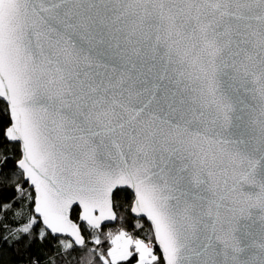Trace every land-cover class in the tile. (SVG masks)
Masks as SVG:
<instances>
[{"label":"snow or ice","instance_id":"6c2138e0","mask_svg":"<svg viewBox=\"0 0 264 264\" xmlns=\"http://www.w3.org/2000/svg\"><path fill=\"white\" fill-rule=\"evenodd\" d=\"M264 264V0H0V264Z\"/></svg>","mask_w":264,"mask_h":264},{"label":"trees","instance_id":"16d2710c","mask_svg":"<svg viewBox=\"0 0 264 264\" xmlns=\"http://www.w3.org/2000/svg\"><path fill=\"white\" fill-rule=\"evenodd\" d=\"M13 259V257H11L7 251L5 252L4 256H3V261H4V264H9V261Z\"/></svg>","mask_w":264,"mask_h":264}]
</instances>
